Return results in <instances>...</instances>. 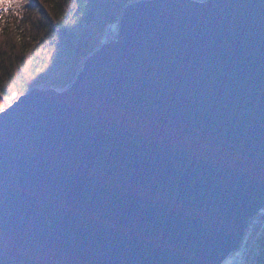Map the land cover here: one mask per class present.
<instances>
[{"label": "water", "instance_id": "obj_1", "mask_svg": "<svg viewBox=\"0 0 264 264\" xmlns=\"http://www.w3.org/2000/svg\"><path fill=\"white\" fill-rule=\"evenodd\" d=\"M263 207L264 0L128 3L0 111V264H222Z\"/></svg>", "mask_w": 264, "mask_h": 264}, {"label": "trees", "instance_id": "obj_2", "mask_svg": "<svg viewBox=\"0 0 264 264\" xmlns=\"http://www.w3.org/2000/svg\"><path fill=\"white\" fill-rule=\"evenodd\" d=\"M132 1L28 0L13 10L0 24V103L36 85L67 87ZM247 230L239 264H264V207Z\"/></svg>", "mask_w": 264, "mask_h": 264}, {"label": "rangeland", "instance_id": "obj_3", "mask_svg": "<svg viewBox=\"0 0 264 264\" xmlns=\"http://www.w3.org/2000/svg\"><path fill=\"white\" fill-rule=\"evenodd\" d=\"M134 1H137V0H133L132 2H134ZM197 1H204V0H197ZM131 3V2H130ZM117 27H118V22H116V23H113V24H111L108 28H107V30L105 31V34H104V36L102 37V39H101V44H100V46L103 44V43H105V42H108V41H110V40H112V39H114L115 37H116V32H117ZM100 46H98V47H100ZM97 47V48H98ZM96 48V49H97ZM82 67V66H81ZM81 69V68H80ZM72 83V82H71ZM70 83V84H71ZM69 84V85H70ZM68 85V86H69ZM67 86V87H68ZM34 88L36 87V88H44V89H48V88H52V87H42V86H40V85H36V86H33ZM33 87H31V88H33ZM67 87H65V88H67ZM31 88H29L28 90H26V91H24L23 93H25V92H28ZM64 88V89H65ZM56 90H58V89H56ZM59 90H63V89H59ZM22 94V93H21ZM20 94H18V95H16V96H14V97H11V98H7V99H5L3 102H1L0 103V111L1 110H3L4 108H6L9 104H11L18 96H19ZM255 222V220H252L251 222H250V227H251V225L253 224ZM248 232L247 233H249L250 232V228L247 230ZM242 246V250H241V253H239V255H238V257L239 258H237L236 260H235V263L234 264H239L242 260H243V257H244V251H245V246H243V245H241ZM228 261H229V259H228V257H226L224 260H223V264H227L228 263Z\"/></svg>", "mask_w": 264, "mask_h": 264}, {"label": "snow or ice", "instance_id": "obj_4", "mask_svg": "<svg viewBox=\"0 0 264 264\" xmlns=\"http://www.w3.org/2000/svg\"><path fill=\"white\" fill-rule=\"evenodd\" d=\"M28 2V0H0V24L7 23L10 13L15 10L16 15H19V10Z\"/></svg>", "mask_w": 264, "mask_h": 264}, {"label": "built area", "instance_id": "obj_5", "mask_svg": "<svg viewBox=\"0 0 264 264\" xmlns=\"http://www.w3.org/2000/svg\"><path fill=\"white\" fill-rule=\"evenodd\" d=\"M241 245H242V243L239 245L237 250H235V251H233L232 253L229 254V261H228L227 264H234L235 260L237 258H239L238 255H239V253H241V250H242V246Z\"/></svg>", "mask_w": 264, "mask_h": 264}, {"label": "bare ground", "instance_id": "obj_6", "mask_svg": "<svg viewBox=\"0 0 264 264\" xmlns=\"http://www.w3.org/2000/svg\"><path fill=\"white\" fill-rule=\"evenodd\" d=\"M249 224V223H248ZM228 257V259H229V256H227Z\"/></svg>", "mask_w": 264, "mask_h": 264}]
</instances>
